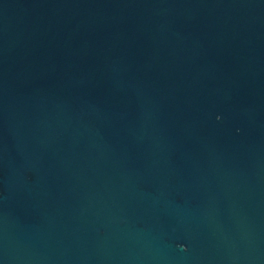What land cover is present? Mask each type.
<instances>
[{"label":"water","instance_id":"obj_1","mask_svg":"<svg viewBox=\"0 0 264 264\" xmlns=\"http://www.w3.org/2000/svg\"><path fill=\"white\" fill-rule=\"evenodd\" d=\"M0 264H264V0H0Z\"/></svg>","mask_w":264,"mask_h":264}]
</instances>
